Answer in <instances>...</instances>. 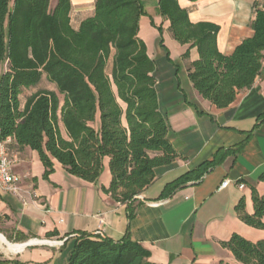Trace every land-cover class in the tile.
Masks as SVG:
<instances>
[{
	"label": "trees",
	"instance_id": "trees-1",
	"mask_svg": "<svg viewBox=\"0 0 264 264\" xmlns=\"http://www.w3.org/2000/svg\"><path fill=\"white\" fill-rule=\"evenodd\" d=\"M72 12L71 0H0V68L6 67L0 77V139L36 151L46 179L54 172V159L70 175L95 183L108 157L112 182L103 190L114 201L129 204L153 183L157 168L179 157L160 111L155 61L138 36L143 0H96L94 15L77 30ZM158 13L169 21L173 38L190 45L185 59L197 49L199 57L188 70L191 83L218 109L228 108L262 75L264 5L255 4L253 36L231 55L219 50L220 27L193 23L179 0H159ZM44 76L62 99L56 92L40 91L22 106L23 92L39 86ZM219 162L205 164L196 176H182L162 197L188 180H200ZM260 178L264 180V173ZM253 201L254 215L245 212L243 202L236 212L248 226L264 230V196L254 190ZM223 246L241 264H264V240L252 243L234 235ZM149 258L150 253L128 236L114 242L79 235L68 264H153ZM0 264L22 263L0 253Z\"/></svg>",
	"mask_w": 264,
	"mask_h": 264
},
{
	"label": "crops",
	"instance_id": "crops-1",
	"mask_svg": "<svg viewBox=\"0 0 264 264\" xmlns=\"http://www.w3.org/2000/svg\"><path fill=\"white\" fill-rule=\"evenodd\" d=\"M71 1V23L77 30L94 15L96 0ZM179 3L193 23L218 25L219 50L231 55L243 40L253 36L255 4L263 6L264 0ZM143 6L145 15L138 36L155 61L159 107L168 122V139L179 157L171 165L157 168L153 183L127 204L114 201L103 190L112 182L108 157L103 159V171L95 183L70 175L54 159V172L46 179L39 154L8 139L11 168L20 180V192L10 194L0 189V233L16 244L47 242L23 248L12 260L68 264L75 238L90 235L114 242L128 236L150 253L153 264H241L223 243L234 235L252 243L264 240V230L248 226L236 212L243 202L245 212L254 215V190L264 196V180L260 178L264 173V61L262 75L253 87L240 92L228 108L218 109L191 83L188 70L199 57L197 49H191L185 59L190 45H181L173 38L169 21L158 13L159 0H143ZM44 82L48 86L30 96L52 91L61 98L46 76L40 85ZM27 98L21 97L22 106ZM93 126L99 130V113ZM60 129L67 139L61 122ZM214 160L220 162L200 180H188L162 197L171 183L187 173L195 172L196 176ZM224 181L230 185L220 190ZM51 234L55 236L49 237Z\"/></svg>",
	"mask_w": 264,
	"mask_h": 264
},
{
	"label": "built area",
	"instance_id": "built-area-1",
	"mask_svg": "<svg viewBox=\"0 0 264 264\" xmlns=\"http://www.w3.org/2000/svg\"><path fill=\"white\" fill-rule=\"evenodd\" d=\"M12 161L9 154L8 140L0 139V189L2 192L10 194H18L20 192V180L12 171ZM230 181H224L220 190L227 188ZM241 188L244 186L241 185ZM102 236L103 233H101ZM79 237V235L77 236Z\"/></svg>",
	"mask_w": 264,
	"mask_h": 264
},
{
	"label": "rangeland",
	"instance_id": "rangeland-1",
	"mask_svg": "<svg viewBox=\"0 0 264 264\" xmlns=\"http://www.w3.org/2000/svg\"><path fill=\"white\" fill-rule=\"evenodd\" d=\"M5 69H6L5 66H3V67L0 68V77H1V75H2V73H3V71H4ZM107 71H108V73L110 74V72H111V62H110V64H109V67H108ZM47 86H48V85L44 82V83H42L39 87L24 92V95L22 96V99H23V98H26V97H29L31 93H33V92H35V91H39V90H41V89H43V88H46ZM61 99H62V97H61ZM63 134L65 135L64 131H63ZM0 234H2V233H0ZM2 235H3V234H2ZM4 236H5V235H4ZM3 239H4V238H3ZM4 240H5V244H3V245H4L5 247H9V244H16V243H14L13 241H10L9 239H7L6 236H5V239H4ZM48 241H51V240H48ZM0 253L3 255L4 259H6V260H12V259H16V258L18 257L19 251H15L13 254H7V253H5V251H4V250L2 249V247L0 246Z\"/></svg>",
	"mask_w": 264,
	"mask_h": 264
},
{
	"label": "bare ground",
	"instance_id": "bare-ground-1",
	"mask_svg": "<svg viewBox=\"0 0 264 264\" xmlns=\"http://www.w3.org/2000/svg\"><path fill=\"white\" fill-rule=\"evenodd\" d=\"M2 237V234H0V246L2 247V249L5 251V253L7 254H13L15 251H20L25 247V244H31V245H35V244H46L47 242L45 241H40V240H31L28 241V243H23V244H9V247H5L3 244H5V238ZM52 244L57 245V243L52 242ZM51 244V245H52Z\"/></svg>",
	"mask_w": 264,
	"mask_h": 264
},
{
	"label": "water",
	"instance_id": "water-1",
	"mask_svg": "<svg viewBox=\"0 0 264 264\" xmlns=\"http://www.w3.org/2000/svg\"><path fill=\"white\" fill-rule=\"evenodd\" d=\"M2 237H4V236L2 235ZM4 238H5V237H4ZM29 246H31V244H25L24 249H26V248L29 247Z\"/></svg>",
	"mask_w": 264,
	"mask_h": 264
}]
</instances>
